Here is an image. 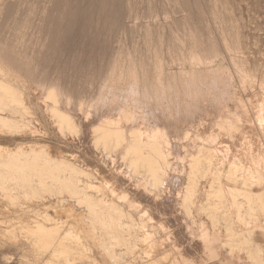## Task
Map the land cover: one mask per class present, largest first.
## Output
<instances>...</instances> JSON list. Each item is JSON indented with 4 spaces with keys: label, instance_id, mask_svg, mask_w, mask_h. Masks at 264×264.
<instances>
[{
    "label": "rangeland",
    "instance_id": "374dc122",
    "mask_svg": "<svg viewBox=\"0 0 264 264\" xmlns=\"http://www.w3.org/2000/svg\"><path fill=\"white\" fill-rule=\"evenodd\" d=\"M0 106V264H264V0H0Z\"/></svg>",
    "mask_w": 264,
    "mask_h": 264
},
{
    "label": "bare ground",
    "instance_id": "6f19581e",
    "mask_svg": "<svg viewBox=\"0 0 264 264\" xmlns=\"http://www.w3.org/2000/svg\"><path fill=\"white\" fill-rule=\"evenodd\" d=\"M183 1H184V0H183ZM188 1H189V0H188ZM195 1H196V0H195ZM192 2H193V1H192ZM199 2H200V0H199ZM184 4H186V3H184ZM186 7H189V6H186ZM182 12H183V11H182ZM191 12H192V11H191ZM193 16H194V15H193ZM180 22H181V21H180ZM183 23H184V22H183ZM190 28H191V27H190ZM229 38H230V37H229ZM7 89H8V88H7ZM192 104H193V103H192ZM14 106H15V105H14ZM0 107H1V106H0ZM3 109H4V108H3ZM67 124H68V122H67ZM71 125H72V124H71ZM69 129H70V128H69ZM0 130H2V129H0ZM75 130H77V129H75ZM75 130H74V131H75ZM12 138H13V137H12ZM108 140H109V138H108ZM124 142H125V141H124ZM28 146H29V145H28ZM39 150H40V149H39ZM28 151H29V150H28ZM9 153H10V152H9ZM30 154H31V153H30ZM32 154H33V153H32ZM4 155H5V154H4ZM7 156H8V155H7ZM47 156H48V155H47ZM9 157H11V156H9ZM14 158H15V157H14ZM10 160H11V159H10ZM13 160H14V159H13ZM18 160H19V158H18ZM49 160H50V159H49ZM97 160H98V159H97ZM4 161H5V160H4ZM6 161H7V160H6ZM8 161H9V159H8ZM11 161H12V160H11ZM2 162H3V161L1 160V163H0V164H2ZM13 162H14V161H13ZM15 162H16V161H15ZM34 162H35V161H34ZM8 163H9V162H8ZM4 164H5V163H4ZM13 164H14V163H13ZM16 164H17V163H16ZM44 164H45V163H44ZM69 164H70V163H69ZM17 165H18V164H17ZM27 165H28V164H27ZM2 166H3V164H2ZM6 166H7V164H6ZM9 166H11L10 163H9ZM25 166H26V165H25ZM0 167H1V166H0ZM35 167H36V166H35ZM55 167H56V166H55ZM55 167H54V168H55ZM71 167H72V166H71ZM2 168H5V167H2ZM16 168H17V167H16ZM26 168H28V167H26ZM41 168H42V167H41ZM74 168H75V167H74ZM34 169H35V168H34ZM100 169H101V168H100ZM103 169H104V168H103ZM104 171H105V170H104ZM43 172H44V171H43ZM0 174H1V173H0ZM22 174H23V173H22ZM54 174H55V173H54ZM81 174H82V173H81ZM84 175H85V174H84ZM48 176H49V175H48ZM50 176H51V175H50ZM2 177H3V175H2ZM52 177H53V176H52ZM87 178H88V177H87ZM3 179H4V178H3ZM7 179H8V178H7ZM23 179H24V178H23ZM4 180H5V179H4ZM25 181H26V180H25ZM25 181H24V182H25ZM28 181H29V179H28ZM88 181H89V180H88ZM67 185H68V184H67ZM1 186H2V185H1ZM1 186H0V187H1ZM28 187H29V186H28ZM97 187H98V186H97ZM23 188H24V187H23ZM94 188H95V187H94ZM0 189H1V188H0ZM27 189H28V188H27ZM6 190H7V189H6ZM47 190H48V189H47ZM112 190H113V189H112ZM51 194H52V193H51ZM2 196H3V195H2ZM112 196H113V195H112ZM62 197H63V196H62ZM99 197H100V196H99ZM110 197H111V196H110ZM5 199H6V198H5ZM33 199H34V198H33ZM88 199H89V198H88ZM110 199H111V198H110ZM40 200H41V199H40ZM69 200H70V199H69ZM77 200H78V199H77ZM86 200H87V199H86ZM67 201H68V200H67ZM78 201H80V200H78ZM5 202L8 203V201H5ZM82 203H83V202H82ZM98 203H99V202H98ZM20 204H21V203H20ZM32 205H33V204H32ZM48 205H49V204H48ZM51 205H52V204H51ZM55 205H56V204H55ZM35 206H36V205H35ZM0 207H1V206H0ZM48 207H49V206H48ZM100 207H101V206H100ZM112 207H113V206H112ZM56 208H57V207H56ZM70 208H71V207H70ZM39 210H40V209H39ZM54 210H55V209H54ZM69 210H70V209H69ZM71 210H73V209H71ZM98 210H99V209H98ZM104 210H105V209H104ZM10 211H11V210H10ZM10 211H9V212H10ZM21 211H22V210H21ZM29 211H30V210H29ZM31 211H32V210H31ZM60 211H61V210H60ZM56 212H57V211H56ZM102 212H103V211H102ZM117 212H119V211H117ZM23 213H24V212H23ZM49 213H51V212H49ZM98 213H99V212H98ZM43 214H44V213H43ZM43 214H42V215H43ZM103 214H104V213H103ZM8 215H9V214H8ZM10 215H11V214H10ZM28 215H29V214H28ZM93 215H94V214H93ZM5 216H6V215H5ZM29 216H32V215H29ZM32 217H33V216H32ZM70 217H71V216H70ZM88 217H89V216H88ZM92 217H93V216H92ZM28 218H29V217H28ZM43 218H46V217H43ZM60 218H61V217H60ZM108 218H109V217H108ZM25 219H26V218H25ZM36 219H38V218H36ZM41 219H42V218H41ZM46 219H47V218H46ZM100 219H101V218H100ZM115 219H116V218H115ZM129 219H130V218H129ZM39 220H40V218L38 219V221H39ZM47 220H49V218H48ZM47 220H46V221H47ZM74 220H75V219H74ZM92 220H93V219H92ZM94 220H95V219H94ZM101 220H102V219H101ZM34 222H35V219H34ZM34 222H33V226L36 225V223L40 224L39 222H35V223H34ZM40 222H41V220H40ZM48 223H51V222H48ZM48 223H47V224H48ZM74 223H75V222H74ZM38 224H37L36 227H38ZM47 224H46V225H47ZM98 224H99V223H98ZM103 224H104V223H103ZM5 225H6V223H5ZM66 225H67V224H66ZM40 226H42V225H40ZM44 226H45V224H44ZM86 226H87V225H86ZM109 226H110V225H109ZM4 227H5V226H4ZM7 227H8V226H7ZM42 227H43V226H42ZM42 227H38V228H36V229H39V228H40V230L42 231V230H44L45 228H46V229L48 228V227H45V228L43 229ZM51 227H52V226H51ZM57 227H58V226H57ZM57 227H54V228L52 227V230L55 229V228H56V230H57ZM84 227H85V225H84ZM93 227H94V225H93ZM104 227H105V226H104ZM31 228H32V227H31ZM31 228H30V229H31ZM33 228H35V227H33ZM49 228H50V227H49ZM78 228H79V227H78ZM110 228L112 229V227H110ZM80 229H81V227H80ZM80 229H79V230H80ZM89 229H90V228H89ZM40 230H39V231H40ZM48 230H49V229H48ZM50 230H51V228H50ZM50 230H49V231L46 230V232H43L45 235H46L47 233L50 234V235H48L49 238H50V236H53V235H54L53 232H51ZM12 231H13V230H12ZM37 231H38V230H37ZM44 231H45V230H44ZM57 231H58V230H57ZM57 231H56V233H55V236L57 235ZM85 231H86V230H85ZM85 231H84V232H85ZM88 231H89V230H88ZM118 231H119V229H118ZM118 231H117V232H118ZM8 232H9V231H8ZM13 232H14V231H13ZM59 232H60V231H59ZM90 232H91V231H90ZM120 232H121V231H120ZM104 233H105V232H104ZM106 233H107V232H106ZM112 233H113V232H112ZM13 234H15V233H13ZM13 234H12V235H13ZM40 234H41V233H40ZM51 234H52V235H51ZM60 234H61V232H60ZM60 234H59V235H60ZM87 234H88V233H87ZM99 234H100V233H99ZM16 235H17V234H16ZM27 235H28V234H27ZM81 235H82V234H81ZM84 235H85V234H84ZM8 236H9V234H8ZM17 236H18V235H17ZM24 236H25V235H24ZM29 236H30V235H29ZM48 236H47V237H48ZM57 236H58V235H57ZM57 236H56V237H57ZM114 236H115V235H114ZM116 236H117V235H116ZM5 237H6V235H5ZM20 237H21V236H20ZM47 237H46V239H48ZM58 237H59V236H58ZM85 237H86V236H85ZM120 237H121V236H120ZM6 238H7V237H6ZM6 238H4V241H3V242H8L9 238H7L8 240H6ZM10 238H11V236H10ZM41 239H42V238H40L39 240L41 241ZM51 239H54V237L51 238ZM81 239H82V238H81ZM84 239H85V238H84ZM18 240H19V239H18ZM18 240H17V241L14 240V241H16V242L18 243ZM27 240H28V239H27ZM27 240H26V241H27ZM34 240H35V239H34ZM34 240H33V242H34ZM37 240H38V239H37ZM48 240H50V239H48ZM48 240H47V241H48ZM57 240H58V239H57ZM10 241H11V240H10ZM10 241H9V242H10ZM19 241H20L19 246H21V249L24 251V253H26L25 251L27 250V247H24L23 244L21 245V239H20ZM28 241L31 243L30 240H28ZM42 241H43V240H42ZM11 242H12V241H11ZM16 242H14V244L11 243L12 245L9 243L8 245H10V247L14 245V247H15ZM24 242H25V240H24ZM29 242H28V244H29ZM35 242H36V241H35ZM37 242H39V241H37ZM22 243H23V241H22ZM39 243H41V242H39ZM45 243H46V242H45ZM49 243H50V242H49ZM59 243H60V242H59ZM76 243H77V242H76ZM100 243H101V242H100ZM25 244L27 245V243H25ZM35 244H36V243H35ZM37 244H38V243H37ZM52 244H53V243H52ZM77 244H78V243H77ZM26 245H25V246H26ZM39 245H40V244H38V247H39ZM50 245H51V244H50ZM50 245L48 244V247H47V248H49ZM93 245H94V244H93ZM93 245H92V246H93ZM16 246H17V244H16ZM22 246H23L24 248H22ZM27 246H28V245H27ZM33 246H34V244H33ZM35 246H36V245H35ZM40 246H42V245H40ZM51 246L55 248L54 245H51ZM56 246H57V245H56ZM59 246H60V244H59ZM108 246H109V245H108ZM14 247H13V248H14ZM38 247H37V248H38ZM25 248H26V250H24ZM29 248H30V247H29ZM33 248H34V247H33ZM39 248H40V247H39ZM41 248H43V246H42ZM50 248H51V247H50ZM54 248H51V249H54ZM105 248H106V247H105ZM34 249H35V248H34ZM51 249H50V250H51ZM69 249L71 250L72 248H71L70 245H69V246L67 245V251H68ZM90 249H91V248H90ZM129 249H130V247H129ZM129 249H128V250H129ZM13 250H14V249H13ZM16 250H17V249H16ZM18 250H20V249H18ZM37 250H38V249H37ZM39 250H41V249H39ZM39 250H38V252L43 251V252H41V254H42V253H43V254L45 253L44 255H47L46 253H47L48 249H46L47 251L44 249L45 252H44V250H41V251H39ZM50 250H49V251H50ZM80 250H82V249H80ZM14 251H15V250H14ZM30 251H33V250H30ZM49 251H48V252H49ZM103 251H104V250H103ZM105 251H106V250H105ZM0 252H1V251H0ZM19 252H20V251H19ZM61 252H63V251H61ZM90 252H91V251H90ZM21 253H22V255H24V253H23L22 251H21ZM27 253H29V251H28ZM63 253H64V252H63ZM110 253H111V252H110ZM17 254H19V253H17ZM74 254H75V253H74ZM74 254H72L73 257H74ZM20 255H21V254H20ZM20 255H19V257H20ZM32 255H33V253H32ZM48 255H49V254H48ZM50 255H53V254L50 253ZM50 255H49V257H50ZM27 256H28V255L26 254V257H27ZM39 256H40V254H39ZM41 256H42V255H41ZM41 256H40V257H41ZM61 256H62V253H61ZM72 256H70V257H72ZM108 256H109V255H108ZM19 257H18V258H19ZM32 257H33V256H32ZM32 257H31V258H32ZM59 257H60V256H59ZM62 257H63V256H62ZM62 257H61V258H62ZM70 257L68 256L67 258L71 260ZM73 257H72V258H73ZM77 257H78V256H77ZM0 258H1V257H0ZM31 258H29L30 261H31ZM61 258H60V261H61ZM127 258H128V257H127ZM19 259H20V258H19ZM22 259H23V257H22ZM24 259H25V256H24ZM42 259H43V258L41 257L38 261H37V259H36V261L39 262V261H41ZM64 259H65V258H64ZM76 259H77V258H76ZM76 259H75V258L72 259L73 261H71V262L68 263V264H80V263L82 264V262L79 263L78 260H76ZM85 259H86V258H85ZM100 259H101V258H100ZM34 260H35V258H34ZM34 260H33V263H34ZM45 260H46V259H45ZM53 260H54V259H53ZM65 260H66V259H65ZM123 260H124V259H123ZM18 261H19V260H18ZM24 261H25V260H24ZM42 261H43V260H42ZM42 261H41V263H43ZM56 261H57V260H56ZM63 261H64V260H63ZM79 261H80V259H79ZM46 262H47V261H46ZM96 262H97V261H96ZM24 263H27V262H24ZM28 263H30V262L28 261ZM35 263H36V262H35ZM61 263H62V262H61ZM139 263H140V262H139ZM141 263H142V262H141ZM143 263H144V261H143ZM230 263H231V262H227V263L225 262V264H230ZM30 264H32V263H30ZM38 264H40V263H38ZM43 264H45V263H43ZM52 264H54V263H52ZM97 264H98V263H97Z\"/></svg>",
    "mask_w": 264,
    "mask_h": 264
},
{
    "label": "crops",
    "instance_id": "0c3cea01",
    "mask_svg": "<svg viewBox=\"0 0 264 264\" xmlns=\"http://www.w3.org/2000/svg\"><path fill=\"white\" fill-rule=\"evenodd\" d=\"M214 252H215V250L214 249H212ZM216 253V252H215ZM216 255V254H215ZM231 264V263H230Z\"/></svg>",
    "mask_w": 264,
    "mask_h": 264
}]
</instances>
